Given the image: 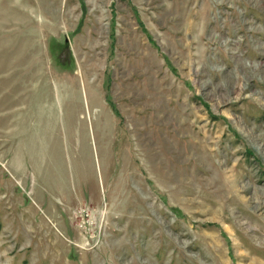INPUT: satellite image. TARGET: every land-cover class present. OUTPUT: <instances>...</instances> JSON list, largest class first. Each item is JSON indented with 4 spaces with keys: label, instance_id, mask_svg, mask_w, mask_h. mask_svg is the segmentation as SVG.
Instances as JSON below:
<instances>
[{
    "label": "rangeland",
    "instance_id": "obj_1",
    "mask_svg": "<svg viewBox=\"0 0 264 264\" xmlns=\"http://www.w3.org/2000/svg\"><path fill=\"white\" fill-rule=\"evenodd\" d=\"M0 264H264V0H0Z\"/></svg>",
    "mask_w": 264,
    "mask_h": 264
}]
</instances>
